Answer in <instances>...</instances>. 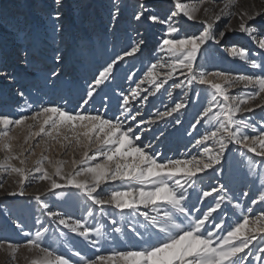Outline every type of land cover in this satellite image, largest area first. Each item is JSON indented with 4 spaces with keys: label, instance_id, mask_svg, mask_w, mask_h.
I'll use <instances>...</instances> for the list:
<instances>
[{
    "label": "snow or ice",
    "instance_id": "6c2138e0",
    "mask_svg": "<svg viewBox=\"0 0 264 264\" xmlns=\"http://www.w3.org/2000/svg\"><path fill=\"white\" fill-rule=\"evenodd\" d=\"M56 3L59 4L60 0H56ZM223 7L228 9L230 5L225 4ZM198 12L197 5L189 6L181 0H175V10L167 20H161L157 15L146 16L144 12L136 14L137 21L145 18L153 23L167 25L158 45V51L163 55L147 66L139 81H134L135 88L128 94H121L119 115L114 118L88 111V105L101 86H108L107 82L113 79L119 64L141 50L143 40L132 44L122 54H116L98 71V75L87 85L86 93L80 98L77 107L67 108L65 105L68 101H65V105L49 102L32 111L30 116L19 115L14 118L10 114L0 113V152L5 153L0 159V173L11 172L19 177V191L8 192L7 195L23 196V188L33 177L48 181L50 188L34 197L42 214L93 245L98 241L91 239L92 234L95 231L100 235V229H93L83 218L73 220L62 212L50 210L45 195L63 187L74 188L93 206H112L121 212L129 210L143 217L146 223L141 226L145 232H155L156 238L153 240L149 235L146 246L141 249L114 251L97 255L94 259L82 256L79 251L74 252L73 255L79 257L82 264H252L253 259L264 264V208L253 215L254 209L249 207L247 214L238 217L234 224H228L226 216L221 217L219 212L227 204H232L233 198L228 196L223 184L203 191L202 195L196 197L199 203L190 202L189 190L195 188L198 174H206L208 170L215 172L230 150V145H237L253 154V158L248 160L249 171L255 172L264 181V129L257 135H248L245 130L255 131L256 125L237 118L243 112L264 109V60L258 62L248 49L232 45L228 54L239 58L252 69H260V74L197 72V60L204 49L209 43L221 44L225 37L224 31L217 35L216 23L222 16L232 15L227 11L217 14L212 20H200V30L180 35L181 28L176 18L185 17L189 21H196ZM261 15H264V11L252 14L241 11L238 29L228 28V31L238 30L246 34L262 50L261 56L264 57V34L255 25L257 17ZM60 18V12L56 11L53 19L59 21ZM60 28L57 24L56 30ZM55 60L61 63L62 56L57 54ZM177 73L184 79L173 82L174 89L200 84L213 90L207 106L203 107L191 125L192 129H196L203 122L211 125L213 130H205L195 139V145L202 149L198 156L190 159H162L161 153L151 150V144L141 146L140 141L151 130V125L179 112L186 104L182 100L177 101L173 107L145 120L133 103H146L150 95L159 93ZM58 75L55 70L50 73L51 78H57ZM134 75H129L128 79L133 80ZM145 83L151 88L143 89L141 86ZM238 86L251 87L252 91L231 95L229 89ZM142 92L148 94L141 95ZM19 95L23 97L24 93L20 92ZM258 98L261 102L253 103ZM176 123L179 124L180 120H176ZM144 125L149 127H142ZM14 129L27 130L23 143L28 147L21 145L18 152L14 151L13 141L17 139L12 135ZM41 139L45 151L49 147L48 141H54L65 151L68 148L74 151L83 149L81 158L72 159V170L67 173L63 172V161H53L43 153L33 162L32 168L23 167L27 155L33 153ZM255 157H260V160L257 161ZM13 161H18L21 166L17 167ZM45 163L54 170L52 173H49ZM81 176L85 179H80ZM113 182H119L121 189L111 191L107 199L99 198L102 186ZM242 196L248 198L249 192H243ZM251 205L264 206V183H261L256 198L251 199ZM142 207L155 214L142 211ZM233 208H241L240 202L236 201ZM37 224L40 225L39 229L23 245L0 241V247L7 245L13 260L19 247L35 249L40 255L32 259L30 264H73L70 258L42 246L41 238L46 236L48 229L40 221ZM129 227L137 235H142L134 226ZM115 231L119 232L120 229L116 228Z\"/></svg>",
    "mask_w": 264,
    "mask_h": 264
},
{
    "label": "rangeland",
    "instance_id": "374dc122",
    "mask_svg": "<svg viewBox=\"0 0 264 264\" xmlns=\"http://www.w3.org/2000/svg\"><path fill=\"white\" fill-rule=\"evenodd\" d=\"M115 2V3H114ZM0 0V113L30 116L32 111L56 102L72 109L78 106L80 98L85 95L87 85L92 82L98 71L106 66L116 54H122L130 46L141 40L144 44L141 50L131 57H126L115 71L113 79L107 82L108 86H101L98 94L88 105V111L106 114L109 118L119 115V101L121 94H128L135 88V82L143 76L147 66L160 59L163 55L158 51L159 41L167 30L166 24L153 23L141 18L137 21L136 14L157 15L161 20H167L175 10V0ZM189 6L197 5L199 12L196 21H189L185 17H177V25L181 28L180 35L193 34L200 30V20H212L217 14L230 11L232 15L222 16L216 23L217 35L225 32L221 44L209 43L203 54L197 60V72H227L233 75L243 74L238 66L239 58L231 57L228 50L232 45L244 47L258 62L264 60L261 51L253 40L238 30L228 31V28L238 29L239 13L246 11L249 14L264 11V0H181ZM229 4L230 8L224 9ZM207 9V11H205ZM59 11V21L53 15ZM60 25L59 31L56 25ZM256 27L264 34V15L257 17ZM60 54L62 62L57 63L55 56ZM58 71L57 78H51V71ZM134 75L129 80V75ZM260 74V69H252L249 74ZM184 79L179 73L174 75L159 93L150 95L146 103H133L145 120L154 118L156 113L163 112L177 101H183L186 107L170 117H164L151 125L142 140L141 146L151 144V150L162 154V159H190L198 156L202 149L195 145V139L205 130H213L211 125L200 123L192 129L195 118L207 106L213 90L207 85L193 84L183 89H174L173 82ZM219 82V81H218ZM150 89L147 83L141 86ZM252 88L229 89L231 95L251 92ZM20 92L24 95L21 97ZM171 92V95H169ZM142 92L141 95H147ZM107 96V99H105ZM258 98L253 103L259 104ZM106 105V107H105ZM251 105H245L248 107ZM238 119H245L256 125V130H245L248 135H257L264 129V109L257 108L253 112L238 114ZM176 120H180L177 124ZM31 123V121H29ZM142 127H149L144 125ZM35 130V129H34ZM27 134L26 129H14L12 135L14 151L20 146L28 147L23 143ZM49 147L45 151L43 139L39 146L34 147L33 153L26 157L23 167L32 168L33 162L41 156H49L53 161H63V172L72 170L73 158L80 159L83 149L67 151L54 141H48ZM244 153L243 155L241 153ZM5 153L0 152V159ZM253 158L252 153L240 149L237 145H230V150L216 171L198 174L195 188L190 189V202L199 203L198 195L213 186L223 184L232 204H227L221 217L227 219L228 224H234L238 217L248 213V208L254 209L253 215L258 214L264 206L251 205V199L259 194L260 185L264 183L255 172L249 171L248 160ZM257 161L260 157H255ZM13 163L20 167L18 161ZM49 173L54 170L45 163ZM264 170V169H262ZM58 179V178H57ZM80 179H85L81 176ZM18 175L11 172L0 173V241H11L23 245L27 238L34 236L39 229L40 221L48 229L45 237L41 238L43 247H49L57 254L70 258L73 264H82L79 257L73 255L79 251L82 256L94 259L97 255H107L114 251H127L145 247L149 235L154 240L155 232H145L142 224L143 217L131 213L129 210L121 212L112 206L100 208L93 206L81 192L74 188L63 187L53 190L44 196L50 205V210L59 211L65 216L75 219H85L93 229H100V235L94 231L91 239L97 240L96 245L72 233L62 225L51 221L46 214H42L39 204L34 199L37 193H45L50 188L48 181H40L33 177L23 188L24 195L9 196L8 192L19 191ZM61 182L62 181H58ZM99 198L107 199L113 190H120L119 182L102 186ZM249 192L244 198L243 192ZM211 200V198H208ZM239 201L241 208L234 209L233 204ZM91 209V211H89ZM142 211L150 209L141 208ZM113 222H115L113 224ZM218 222V221H217ZM129 225L134 226L139 233L132 231ZM119 228L120 231H115ZM29 234L26 236L25 234ZM255 245L256 242L254 241ZM252 246H250L251 248ZM40 254L35 249L26 246L19 247L12 259L11 249L4 245L0 247V264H30ZM252 264H259L253 259Z\"/></svg>",
    "mask_w": 264,
    "mask_h": 264
},
{
    "label": "bare ground",
    "instance_id": "6f19581e",
    "mask_svg": "<svg viewBox=\"0 0 264 264\" xmlns=\"http://www.w3.org/2000/svg\"><path fill=\"white\" fill-rule=\"evenodd\" d=\"M114 0H111V3H113ZM115 3V2H114ZM238 66L239 69L241 70V72L245 75L249 74L250 70H251V67L245 63V62H242L240 64H233V69H236L235 67Z\"/></svg>",
    "mask_w": 264,
    "mask_h": 264
}]
</instances>
